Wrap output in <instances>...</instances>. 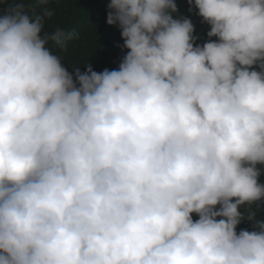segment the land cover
I'll list each match as a JSON object with an SVG mask.
<instances>
[{"label":"trees","instance_id":"trees-1","mask_svg":"<svg viewBox=\"0 0 264 264\" xmlns=\"http://www.w3.org/2000/svg\"><path fill=\"white\" fill-rule=\"evenodd\" d=\"M192 263L264 264V0H0V264Z\"/></svg>","mask_w":264,"mask_h":264},{"label":"clouds","instance_id":"clouds-1","mask_svg":"<svg viewBox=\"0 0 264 264\" xmlns=\"http://www.w3.org/2000/svg\"><path fill=\"white\" fill-rule=\"evenodd\" d=\"M237 121L239 122V123H241L242 122V115L240 114V116L237 118ZM183 190L184 191H186V196L187 195H189L191 192H192V190H193V188L192 187H183ZM178 192H180V191H178L177 189H175V194L176 193H178ZM174 194V195H175ZM207 208V207H206ZM204 260H201V261H198V262H203ZM195 263H197V262H195ZM195 263H192V264H195Z\"/></svg>","mask_w":264,"mask_h":264}]
</instances>
